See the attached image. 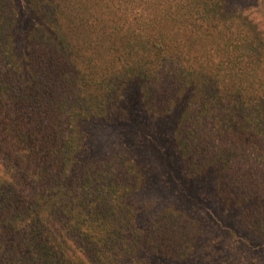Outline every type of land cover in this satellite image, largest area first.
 Here are the masks:
<instances>
[{
    "label": "trees",
    "instance_id": "trees-1",
    "mask_svg": "<svg viewBox=\"0 0 264 264\" xmlns=\"http://www.w3.org/2000/svg\"><path fill=\"white\" fill-rule=\"evenodd\" d=\"M23 1L34 23L19 51L20 0H0V264L218 261L199 219L139 201L148 164L136 141L89 139L90 121H128L134 82L153 118L180 111L187 170L212 176L264 241V31L253 20L232 0Z\"/></svg>",
    "mask_w": 264,
    "mask_h": 264
},
{
    "label": "rangeland",
    "instance_id": "rangeland-1",
    "mask_svg": "<svg viewBox=\"0 0 264 264\" xmlns=\"http://www.w3.org/2000/svg\"><path fill=\"white\" fill-rule=\"evenodd\" d=\"M232 1L236 8L264 31V0ZM19 4L20 24L16 43L19 51H24L25 36L34 19L26 2L20 0ZM123 106L129 114L128 121L96 119L84 125L90 133V141L97 139L101 142L100 147L109 137L113 143L118 140L117 146L124 139L128 142L136 141L145 155L142 159H147L148 164L145 166V185L137 196L139 201H153L156 198L163 204L169 203L164 200H170V203L191 217L199 219L206 228L207 237L213 239L214 249L219 251L221 248L218 261L202 259L197 254L194 258L170 261L167 264H247L258 256L257 260L261 261L264 258V241L240 223L236 212L221 201L214 189L212 176L191 174L178 155L175 129L180 111L153 118L146 112L138 82L127 89Z\"/></svg>",
    "mask_w": 264,
    "mask_h": 264
}]
</instances>
